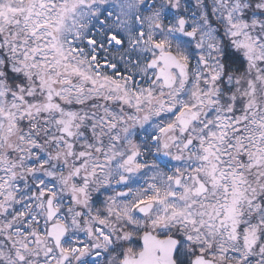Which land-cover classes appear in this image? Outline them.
Returning a JSON list of instances; mask_svg holds the SVG:
<instances>
[{"label": "snow or ice", "instance_id": "snow-or-ice-1", "mask_svg": "<svg viewBox=\"0 0 264 264\" xmlns=\"http://www.w3.org/2000/svg\"><path fill=\"white\" fill-rule=\"evenodd\" d=\"M0 264H264V0H0Z\"/></svg>", "mask_w": 264, "mask_h": 264}]
</instances>
